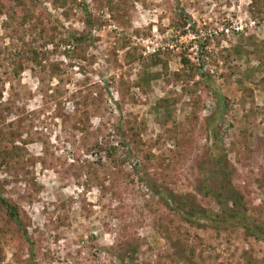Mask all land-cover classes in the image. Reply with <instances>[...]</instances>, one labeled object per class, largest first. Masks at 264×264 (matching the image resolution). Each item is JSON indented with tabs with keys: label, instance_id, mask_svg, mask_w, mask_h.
<instances>
[{
	"label": "rangeland",
	"instance_id": "rangeland-1",
	"mask_svg": "<svg viewBox=\"0 0 264 264\" xmlns=\"http://www.w3.org/2000/svg\"><path fill=\"white\" fill-rule=\"evenodd\" d=\"M105 1H84L98 41L86 61L51 57L49 64L63 71L55 77L30 63L13 76L11 62L24 54L23 31L5 27L0 17V130L5 142L25 148L22 158L0 168V196L19 208L28 232L25 238L17 226L0 221V264H120L127 243L137 249L135 264H178L179 250H186L190 264H264V243L247 240L243 231L188 226L153 192L157 186L194 195L203 208L218 210L197 186L207 154L205 120L219 92L226 99L222 135L234 185L251 216L264 222V53L246 57L250 36L263 41L264 28L249 13L251 0H114L117 10ZM40 4L62 34L87 30L84 9L75 7L65 18L48 0ZM159 48L166 50L169 72L151 68L154 79L145 93L137 88L142 59ZM133 51L140 61L129 58ZM181 52L202 68L195 82L202 74L210 78L209 84L201 79L194 97L193 82L187 87L173 75L183 69ZM250 68L256 70L247 78ZM159 98L176 101L181 121L199 102L196 132L183 152L167 137L154 145L163 134L154 107ZM80 120L85 131L77 127ZM105 149L126 160L122 171ZM165 159L171 160L168 169L160 166Z\"/></svg>",
	"mask_w": 264,
	"mask_h": 264
},
{
	"label": "trees",
	"instance_id": "trees-1",
	"mask_svg": "<svg viewBox=\"0 0 264 264\" xmlns=\"http://www.w3.org/2000/svg\"><path fill=\"white\" fill-rule=\"evenodd\" d=\"M40 1L0 0V17L6 18V22H4L5 27L10 28L15 25V31H23V35L19 39L24 46V54L19 60L15 57L11 62L12 73L15 78H19L24 73L26 63H30L32 66L40 68L43 71H50V75L53 77L63 74V71L57 64H49L51 57L60 53L70 63L76 60L86 61L89 48L94 45V42L98 41V38H93L91 33L94 28L88 6L84 2L85 0H81L80 2L79 0H48L53 9L62 11V15L65 18L70 16L75 7L84 9L86 16L84 23L87 30L82 32H68V35L61 33L54 21L53 15L47 9H45L46 12H41L39 9L41 6ZM105 5L110 10L118 9L114 5V0H106ZM248 10L256 23L264 28V0H251ZM27 29L29 30L27 31ZM27 36L31 37L30 44L25 43ZM249 41L252 42V46L246 53L247 59L252 60L257 56H262L264 53V39L263 41H257L250 36ZM200 48L203 50L204 45L200 44ZM165 51L159 48L146 59H142L141 56L137 58L135 51L129 55V58L134 61L145 60V62L143 61L145 63L143 74L140 76L139 85L137 86V88L143 90L145 93L149 91L154 79L153 74L149 73L151 68L160 66L163 69L164 75H167L169 72L168 61L162 58ZM238 51L240 55H243L241 53L242 50ZM180 58L183 69L182 71L174 72V78L178 83L187 80V84H185L187 87H190L189 83L193 82L190 92L194 97L202 84L201 79L203 81L205 80L206 84H209L210 78L202 74L201 79L195 82V79L200 76L199 72L202 68L197 69L186 53L181 52ZM260 64L263 67V58L260 59ZM255 70L256 68H250L248 75L245 77H252ZM216 99L217 105L215 112L205 120L207 154L200 159L198 169L200 182L197 190L204 197L213 199L218 210L210 211L203 208L194 195H177L169 193L166 188L159 189L157 186H153V192L167 210L176 214L188 226L199 229L209 228L218 232L233 233L243 231L247 240L264 243V222L257 221L251 216L244 195L234 185L235 168L228 159L224 136L222 135L223 117L221 114L224 112V101L226 99L219 92L216 94ZM198 103V101L195 103L197 106L195 107L196 110L199 109ZM154 107L157 113L161 115L159 128L163 133L158 137L154 145L157 146L163 137H167V139L174 143V147L179 152H183L185 147L191 143L192 136L196 132V125H198L199 121L197 111L194 110L189 116L185 117L187 120L181 121L178 119L176 101L174 99L159 98L154 102ZM83 120L89 121L90 115L88 113L84 114ZM83 120L78 122L80 125L77 127L85 131L81 126L84 123ZM132 124H135V122ZM130 129L133 130V126ZM144 129L145 125H142V128H138L136 135L140 136ZM243 133L245 134V132ZM4 137L3 131L0 130V138L4 139V142L0 143L2 144V149L0 150V168H6L11 161L22 158L23 152L25 151L24 147L20 148L14 141L9 143L5 142ZM241 142L244 144V139ZM105 152L110 162L118 168L119 172L122 171L121 169L125 165L126 160H117L114 156L115 154L111 151L105 149ZM167 159L161 162V168L168 169L171 167V160L169 161ZM262 177L264 181V170ZM0 221L5 226H17L23 231L25 238L28 236L19 208L4 196H0ZM1 233H4V228L2 227H0V239ZM126 246L127 248L124 250L122 256L117 258L120 264H135L134 257L137 249L131 243H127ZM185 251L179 250L177 252L176 258L178 264L191 263L189 258L183 256L185 255ZM128 261L130 262L128 263Z\"/></svg>",
	"mask_w": 264,
	"mask_h": 264
}]
</instances>
